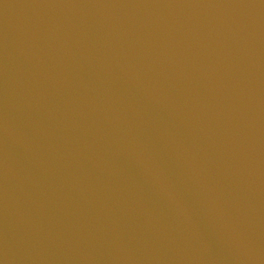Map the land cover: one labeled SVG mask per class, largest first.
Here are the masks:
<instances>
[{
  "label": "water",
  "instance_id": "1",
  "mask_svg": "<svg viewBox=\"0 0 264 264\" xmlns=\"http://www.w3.org/2000/svg\"><path fill=\"white\" fill-rule=\"evenodd\" d=\"M0 264H264V0H0Z\"/></svg>",
  "mask_w": 264,
  "mask_h": 264
}]
</instances>
